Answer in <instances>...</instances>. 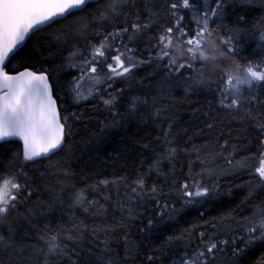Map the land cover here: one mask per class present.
<instances>
[{"label":"trees","instance_id":"obj_1","mask_svg":"<svg viewBox=\"0 0 264 264\" xmlns=\"http://www.w3.org/2000/svg\"><path fill=\"white\" fill-rule=\"evenodd\" d=\"M109 2L89 3L36 31L7 64L10 73L45 71L67 121L63 146L48 158L24 161L19 142L0 143V175L17 174L26 188L0 224V235L13 243L0 251V264H110L113 258L180 264L202 248L201 233L204 240L228 241L209 264H264V239L251 240L247 231L264 217V183L254 174L264 152V87L245 93L248 101L257 97L248 108L230 112L218 99L221 71L205 64L176 73L167 58H157L165 29L182 17L192 35L214 0H190L175 15V0H126L105 20ZM133 23L147 27L137 33ZM210 25L214 42L231 38L236 62L264 59V0H226ZM124 27L129 31L107 44L131 48L137 66L78 102L72 85L87 72L84 58ZM100 67L103 77L107 69ZM109 96L116 97L111 106L103 102ZM186 183L203 184L209 194L188 203ZM81 193L84 202L77 203ZM52 235L59 243L55 253L45 242Z\"/></svg>","mask_w":264,"mask_h":264},{"label":"snow or ice","instance_id":"obj_2","mask_svg":"<svg viewBox=\"0 0 264 264\" xmlns=\"http://www.w3.org/2000/svg\"><path fill=\"white\" fill-rule=\"evenodd\" d=\"M88 3L89 0H0V142H8L12 139L22 141L24 161L46 157L62 147L66 136L67 117L62 118L57 109L49 76L45 71L25 69L13 75L6 70V62L24 46L30 34L43 26L50 25L57 18L82 10ZM124 3L126 0H110L101 18L107 20L110 15H118L119 8ZM225 4L226 0H214L213 6L204 9L199 20L196 21L198 29L192 35L182 27L183 18L178 17L175 25L166 28L159 37L160 47L157 50V58L160 60L167 58L168 70L176 73H180L183 69L202 67L205 64H210L214 71H221L222 75L217 85L219 103L230 112L238 113L240 109L248 108L249 103L257 99L252 95L251 101H248L245 93H252L254 89L264 87V59L246 61L241 65L236 62L238 53L232 47L231 38L221 39L219 43L210 39L213 36L210 21L217 17L219 10L223 9ZM180 7L188 9L190 0L172 2L170 8L173 10V15ZM146 27L147 25L139 23L131 25L132 30L137 33ZM83 30L85 29H81ZM128 31V27H124L115 33L107 34L99 45H92L91 53L84 58V63L87 65L85 74H95L90 77L94 81L93 88L105 83L106 80L128 76L137 66L130 55L131 48L125 46V50L121 51L110 48L107 44L109 37H118ZM260 41L264 45V35L260 36ZM209 50L211 55L207 54ZM101 65L107 69L103 77L100 75ZM196 83L203 84L204 80L197 79ZM161 90L167 91V89ZM72 91L77 99H87L91 95V91L88 95L82 94L79 79L73 81ZM115 100V96H109L103 102L111 106ZM134 107L135 102H133ZM247 115L251 117V111L247 112ZM259 127L264 132V124H260ZM254 174L264 183V152L260 153L259 166L255 168ZM18 179L17 174H12L9 178L0 175V224L4 223L10 210L15 208L19 198L26 191L25 185L19 183ZM137 186L143 190V178L137 182ZM132 191L135 192L136 187H133ZM208 194L209 189L203 184L182 185V195L189 198L188 203ZM76 201L84 202L82 193L77 195ZM247 231L251 240L264 239V217L257 223L250 222ZM204 235L201 233L202 248L198 253L194 256L181 257L180 264H209V260L215 257L220 245L228 243V241L217 242L212 238L204 240ZM45 242L49 253L58 251L59 243L55 235L47 237ZM12 246L11 238L6 240L0 235V251ZM26 247V245L21 246L17 251L22 252ZM110 264H120V262L113 258Z\"/></svg>","mask_w":264,"mask_h":264},{"label":"rangeland","instance_id":"obj_3","mask_svg":"<svg viewBox=\"0 0 264 264\" xmlns=\"http://www.w3.org/2000/svg\"><path fill=\"white\" fill-rule=\"evenodd\" d=\"M86 72L82 73V75H79V77H77L75 80L79 79V83H80V91L82 92L83 95H88L89 91H92L99 85H96L95 88H93V84H94V81L90 78L92 75L94 74H85ZM82 77V78H81ZM74 80V81H75ZM72 88H73V85H72ZM74 93V92H73ZM75 96V94H74ZM89 97V96H88ZM76 100L78 102H81V101H84L86 99H83V98H80V99H77V97L75 96ZM239 169V168H238ZM223 174H226L227 172L225 171H222ZM264 186V185H263ZM260 212L264 213V204L261 205V209H260ZM258 221H256L257 223Z\"/></svg>","mask_w":264,"mask_h":264},{"label":"water","instance_id":"obj_4","mask_svg":"<svg viewBox=\"0 0 264 264\" xmlns=\"http://www.w3.org/2000/svg\"><path fill=\"white\" fill-rule=\"evenodd\" d=\"M97 1H99V0H89V3H93V2H97ZM89 3H88V4H89ZM88 4H87V5H88ZM85 6H86V5H85ZM85 6H84V7H85ZM84 7H83V8H84ZM77 11H80V10H77ZM74 12H76V11H74ZM72 13H73V12H72ZM70 14H71V13H70ZM68 15H69V14H68ZM66 16H67V15H66ZM66 16H65V17H66ZM65 17L57 18L55 21L60 20V19H63V18H65ZM55 21H54V22H55ZM52 23H53V22H52ZM52 23H51V24H52ZM46 26H48V25H46ZM46 26H43L42 28H44V27H46ZM42 28H41V29H42ZM31 35H32V34H30V36H31ZM30 36H29V37H30ZM29 37H28V38H29ZM28 38H26V41H27ZM26 41H25V42H26ZM11 58H12V56H11ZM11 58H10V59H11ZM9 61H10V60H9ZM9 61H7L6 63L8 64ZM25 69H28V68H25ZM25 69L19 70V71L14 72V73H10V72H9V74H13V75H14V74H17V73L20 72V71L25 70ZM6 70H7V69H6ZM28 70H30V71H34V70H32V69H28ZM46 74H47V73H46ZM47 75H48V74H47ZM49 81H50V79H49ZM50 84H51V87H52V83H51V81H50ZM52 94H53V98L56 100V98L54 97V93H53V87H52ZM56 105H57V109H58V111H59V107H58L57 101H56ZM59 113H60V111H59ZM12 140L17 141V142H19V143L21 144V147H22V153H23V143H22V141H20V140H18V139H12ZM0 143H1V142H0ZM63 144H64V142H63ZM62 146H63V145H62ZM60 149H61V148H60ZM60 149L55 150L53 153L49 154V155L46 156V157H41V158H37V159L48 158L49 156H51L52 154L56 153V152L59 151Z\"/></svg>","mask_w":264,"mask_h":264}]
</instances>
